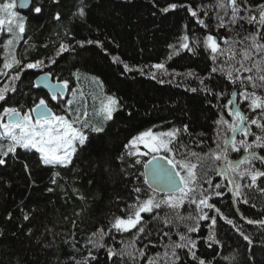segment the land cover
<instances>
[{"label": "snow or ice", "instance_id": "snow-or-ice-1", "mask_svg": "<svg viewBox=\"0 0 264 264\" xmlns=\"http://www.w3.org/2000/svg\"><path fill=\"white\" fill-rule=\"evenodd\" d=\"M31 2L19 0L18 6L27 8ZM152 2L156 6V0ZM52 3L59 4L60 0H52ZM99 3L100 0H79L72 27H86L89 32L93 31L89 17ZM16 7V3H0V13L4 14L0 16V35L8 36L6 41L0 42L3 43L4 53L3 63L0 64V79L4 81L0 86V167H7L9 161L17 162L30 177V166L21 156H31L39 166L75 171L83 151L106 132L108 122L114 120V113L120 111L123 105L115 95L106 94L90 117L87 99L73 87V83L80 80L79 70L70 73V79H61L57 75L53 81V72H43V69L55 65L56 58L74 52L76 48L85 49L87 45H93L105 52L107 49L99 39L77 40L71 29H66L64 35L68 37V42H60L54 56L49 57L47 62L38 59L24 63L17 57L16 47L26 32V18L14 11ZM43 9V0H36L31 10L40 14ZM178 9L186 13L187 20L192 21L194 27L189 29L188 23L181 25L182 34L178 43L168 45L173 52L167 59L171 60L173 55L182 51L196 56L203 50L214 65L207 78L191 70L183 76L199 82L197 87H185V91L202 94V99L216 111V119L212 121L215 148L206 143L210 137L194 130L189 116L191 110L185 108L182 113L187 123L176 126L168 122L171 126L165 130H153L157 127L153 126L139 131L121 145L116 156L96 160L93 173L103 170L111 174L113 162H116L120 174L129 182L135 176L137 183L130 191L125 184L126 197H117L121 203L125 198L131 201L120 209L122 215L110 214L106 217L107 227L98 226L86 239L84 247L87 255L82 261L72 257L69 264H101L98 255L101 250L105 252L104 264H140L156 237L167 239L168 242L163 244L164 252L148 257L145 264H183L184 257H190L192 264H212L215 256L205 259L198 254V245L203 244L207 249H213L214 245L223 248V242L217 238L218 219L231 226L249 246L252 245L251 238L236 220L225 215L221 207L212 201H223L230 194L234 202L248 204L245 189H255L264 195V187L258 185V181L264 183V170L257 167V164L264 166V0H212L209 4L197 3L195 7L191 3H168L159 11L167 14ZM53 19L61 21V14L55 13ZM197 30L203 31L202 38L196 35ZM24 43L28 44V41ZM42 46L48 47L47 44ZM112 61L122 65V76L139 72L161 84L171 83L172 80L158 79V72L172 78L182 75L169 72L164 63L151 65L156 71L148 73L145 72L148 66L134 68L117 56H113ZM27 69L43 73L31 86L46 89L58 111L49 106V99H37L30 92L18 89L17 82L21 81ZM215 73L226 79L231 86L230 92L216 91L206 82ZM92 80L103 88V82L98 77H92ZM76 95L80 96V103L73 99ZM92 99L95 102L97 97ZM213 99L216 104L212 103ZM222 100L226 102L221 104ZM128 115L131 117L132 113L128 112ZM226 115L231 120L226 119ZM193 146L207 147L208 151L197 152ZM233 155L239 158L232 159ZM214 177L219 178L218 182H214ZM61 178L59 171H53L51 184L59 187L58 180ZM245 180L248 183H242ZM92 182L89 180L90 184ZM53 190L49 187L46 191ZM72 191L78 194V189L73 188ZM78 198L84 199L82 195ZM252 206L255 207L254 204ZM185 209H191L187 215L182 211ZM76 215L79 217L80 213ZM240 216L248 224L264 228V220H251L242 213ZM11 218L9 213L8 219ZM22 218L29 221L30 213ZM204 222H207L206 225ZM76 223V220L71 221L73 228ZM202 227L207 229L205 236L199 235ZM164 228L168 231H163ZM113 230L129 233L132 239L122 242L123 246L119 249L108 245L105 237L111 239ZM173 235L177 239L173 240ZM33 236V229L28 228L26 239L32 240ZM3 237L4 233L0 231V238ZM72 240L75 241V234ZM141 241L144 242L143 247H137ZM35 243L41 253L52 247L42 243L40 238ZM71 246L78 251L75 242ZM216 255H219L218 251ZM9 264H40V261L25 251Z\"/></svg>", "mask_w": 264, "mask_h": 264}, {"label": "trees", "instance_id": "trees-1", "mask_svg": "<svg viewBox=\"0 0 264 264\" xmlns=\"http://www.w3.org/2000/svg\"><path fill=\"white\" fill-rule=\"evenodd\" d=\"M14 1L17 4L15 10L18 15L26 18V32L16 47L18 58L24 63L38 59L47 62L49 57L54 56L60 42H68V37L64 35L66 29H71L77 40L99 39L103 41L107 52L93 45H87L85 49L76 48L74 52L56 58L57 63L43 69V72H53L54 80L57 75L61 79H70V73L78 69L80 80L73 83L74 88L84 81L86 73L94 74L103 82V91L118 97L123 107L114 113V120L108 122L106 132L94 139L83 151L82 160L75 165V171L71 168L53 169L39 166L36 159L31 156H21V159L26 160L30 166V177L17 162L9 161L7 167H0V231L4 233V237L0 238V264H9V261L24 254L25 251L29 256L38 258L40 264H69L72 257L82 261L87 255L84 245L89 234L98 226L107 227L106 217L110 214L122 215L120 209L131 201L125 198L124 203H121L117 197H126L125 184L130 191L132 185L137 183L135 176L130 182L127 177L122 176L116 162H113L111 174L103 170L93 173L96 160L105 156H116L121 150V145L139 131L153 126H157L153 130H165L171 126L168 122L176 126L187 123L188 120L182 113V109L185 108L191 110L189 116L193 120L194 130L204 132L210 137L206 143L215 148L212 121L216 119V111L202 99V94L185 91V87H197L199 82L183 76L191 70L207 78L214 65L203 50L196 56L182 51L179 55H173L171 60L167 59L173 52L168 45L178 43L182 34L181 25L188 23L191 29L194 23L187 20L183 10L178 9L167 14L159 11V8L167 6L168 3H191L195 7L197 3L209 4L212 0H156V6H153L152 0H100L99 6L93 9L89 17L93 29L91 32L86 27H72L79 0H60L59 4L52 3V0H43L44 9L40 14L31 10L36 0H32V6L26 12L19 9L18 0H0V3ZM57 12L61 14L59 22L53 19ZM0 16L4 14L0 13ZM189 35H192L191 31ZM196 35L202 38L204 33L197 30ZM7 39V34L0 35V42ZM25 40L28 44L24 43ZM44 44L48 47H43ZM2 48L3 43H0V64L3 63L4 56ZM113 56L119 57L134 68L148 66L145 68V72L148 73L156 71L151 65L164 63L169 72L174 71L182 75L172 78L158 72V79L172 80L171 83L163 84L139 72L122 76L120 73L123 67L113 63ZM41 73L40 70H25L21 81L17 82L18 89L25 93L30 92L37 99L39 97L49 99L47 91L31 86ZM3 82V79H0V86ZM206 82L216 91H231V86L219 73L212 74ZM225 102L220 101L221 104ZM212 103L216 104L217 101L213 99ZM49 106L58 111L50 99ZM128 112L132 113L131 117ZM225 118L231 120L227 115ZM193 150L206 152L208 148L193 146ZM257 167L264 170V166ZM53 171L61 173L59 187L51 184ZM218 179L214 177V182H218ZM89 180L93 182L90 184ZM32 181L35 183L32 184ZM258 185L264 187V183L259 182ZM49 187L54 190L46 191ZM73 188L78 189V194L73 193ZM245 192L249 203H237L240 212L248 219L264 220V195L255 189H245ZM79 195L84 199H79ZM212 202L217 203L225 215L236 220L238 226L251 238L252 245L249 246L231 226L218 219L217 238L223 242V248L214 245L213 249H207L201 244L198 245V254L205 259H212L215 256L212 264H264V228L245 222L238 214L230 194L226 195L223 201ZM190 210L182 211L187 215ZM9 213L12 217L10 220ZM29 213L30 220L24 221L23 215ZM77 213H80L79 217ZM72 220L77 221L75 228L72 227ZM206 223L204 222L205 225ZM28 228L33 229L32 240L25 237ZM163 231L168 229L164 228ZM73 234L75 241L72 240ZM206 234V227H202L199 235ZM110 235L112 238L105 237V243L117 249L123 246L122 242L132 239L131 234L117 233L114 230ZM37 238L44 244H51L52 247L41 253L35 243ZM172 239L175 240L177 237L173 235ZM74 242L78 251L71 246ZM167 242L166 238L153 239L147 249V256L140 264H145L148 257H154L158 252L163 253V244ZM143 245L144 242L141 241L137 247ZM217 251L219 255H216ZM93 254H97L95 250ZM98 255L101 257V264H104L105 252L101 250ZM181 255L183 256L182 250ZM225 257L235 259L226 260ZM183 264H192L190 257H184Z\"/></svg>", "mask_w": 264, "mask_h": 264}, {"label": "rangeland", "instance_id": "rangeland-1", "mask_svg": "<svg viewBox=\"0 0 264 264\" xmlns=\"http://www.w3.org/2000/svg\"><path fill=\"white\" fill-rule=\"evenodd\" d=\"M10 3H16V2L14 1ZM14 11L16 10L14 9ZM92 77H97V76L91 73H86L84 81L78 83V85L75 87L76 89H78L80 92L83 93L84 97L88 101V106H91L90 108L88 107L90 117H92L93 112L99 107V101L102 100L106 95V93L99 86V84L92 80ZM93 96L97 97V100L95 102H93L92 99ZM73 99L76 100L78 103H80L81 98L79 95L74 96ZM81 107H83L82 104ZM93 119L95 120V117H93Z\"/></svg>", "mask_w": 264, "mask_h": 264}, {"label": "water", "instance_id": "water-1", "mask_svg": "<svg viewBox=\"0 0 264 264\" xmlns=\"http://www.w3.org/2000/svg\"><path fill=\"white\" fill-rule=\"evenodd\" d=\"M18 5H19V0H18ZM31 6H32V2H31V4L29 5V7H27V8H20L19 6V9L21 10V11H23V12H26V11H28L30 8H31ZM43 73H41L40 75H42ZM39 75V76H40ZM54 81V80H53ZM40 89H43V90H45V91H47L46 89H44L43 87H40ZM234 206H235V208H236V210H237V212H238V214L240 215L241 214V212H240V210H239V208H238V205H237V203L236 202H234ZM244 220V219H243ZM245 221V220H244ZM246 222V221H245Z\"/></svg>", "mask_w": 264, "mask_h": 264}, {"label": "flooded vegetation", "instance_id": "flooded-vegetation-1", "mask_svg": "<svg viewBox=\"0 0 264 264\" xmlns=\"http://www.w3.org/2000/svg\"><path fill=\"white\" fill-rule=\"evenodd\" d=\"M45 72H48V71H45ZM39 75H40V74H39ZM238 138H239V137H238ZM249 139H252V138L250 137ZM231 158H232V159H238L239 157H238L237 155H233ZM257 166H259V164H257ZM259 168H261V170H263L262 167H259ZM259 182H260V181H258V184H259Z\"/></svg>", "mask_w": 264, "mask_h": 264}]
</instances>
